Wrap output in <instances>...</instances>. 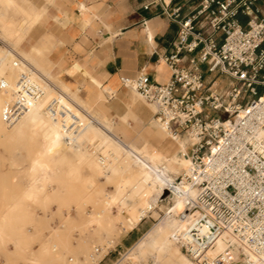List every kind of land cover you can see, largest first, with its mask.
I'll return each instance as SVG.
<instances>
[{
  "label": "built area",
  "instance_id": "built-area-1",
  "mask_svg": "<svg viewBox=\"0 0 264 264\" xmlns=\"http://www.w3.org/2000/svg\"><path fill=\"white\" fill-rule=\"evenodd\" d=\"M153 2L178 25L165 57L171 78L157 83L143 73L122 75L120 81L155 106L156 120L174 139L188 141L191 165L174 183H187L195 196L179 213L183 226L173 238L198 264H264V0H200L188 14L167 0ZM220 74L232 79L227 94L208 78ZM53 88V81L29 63L13 84L2 79L0 90L11 96L3 122L14 125L45 100L44 111L74 142L82 120L50 94ZM115 91L105 94L112 98ZM168 193L173 195L171 188ZM222 236L227 247L211 254ZM235 250L238 262L231 257ZM112 264L138 263L126 253Z\"/></svg>",
  "mask_w": 264,
  "mask_h": 264
},
{
  "label": "rangeland",
  "instance_id": "rangeland-1",
  "mask_svg": "<svg viewBox=\"0 0 264 264\" xmlns=\"http://www.w3.org/2000/svg\"><path fill=\"white\" fill-rule=\"evenodd\" d=\"M17 1L22 9L29 12L36 7L26 0ZM22 14L24 12H18L15 18H22ZM34 24L35 22L30 23L26 32L19 33L14 32L18 27L17 24L0 22L1 80L4 79L9 84H13L21 72L19 67L14 66V61L18 59L20 62H26L25 60L29 59L30 55L25 51L30 48L27 34ZM27 62L31 63L29 60ZM32 65L47 74L43 65ZM48 77L57 85L54 77L49 75ZM208 78L213 80L215 87L225 94L228 93L232 82L228 75L220 74L217 77L208 75ZM104 89L100 93L101 101L79 106L87 107L92 114L98 113L104 100H107ZM51 91L55 93V90L51 89ZM138 96H141L145 104L155 111L153 105L141 94ZM0 97L7 102L11 96L8 92L0 90ZM45 103L41 101L30 107L28 112L12 126L3 122L2 111L0 112V196L4 192H11L14 195L7 204L0 202V221L7 207L16 199H20L28 184L27 171L32 158L37 155L40 148L41 131L47 119V113L44 111ZM107 116L114 124L107 137L110 138L109 135L115 134L125 143L132 141L140 133L145 134L146 131L147 134L149 131L150 142L154 143L158 138L153 136V131L156 130L161 134L165 130L158 125L160 123L155 117L145 129L132 118L129 119L128 125V122L110 113ZM100 117L102 119L103 115L101 114ZM80 118L85 125L89 117L81 115ZM86 130L79 131L80 135L84 133L82 136L77 135L75 141H72L73 144L77 143V148L67 151L68 162L70 161L76 170V178L67 184V180L60 177V173L68 168L67 162L59 161L57 170L54 172V175L59 177L57 190L48 192L33 208H23L25 211H19L7 219L12 230L11 235L20 238L22 245L21 248L14 249L8 245L9 242L1 240L0 264H71V258L77 260L79 264H112L126 253L138 264H163L156 262L150 256L132 255L130 248L156 223L162 221L163 224L172 228L177 222L180 210L174 211L176 197L173 198V195L168 193L169 187H166L168 184H161V190L155 193L152 200L157 215H154L153 211L149 212L138 224V228L134 227V231L132 230L133 232H130L126 238L124 237L128 232H124L120 225L112 231L99 233L88 224L91 213L103 210L106 196L114 190V185L104 182L91 165V160L98 161L100 156L107 154L105 152L107 148L102 149L103 152L98 149V140L92 143V134L86 136ZM181 174L182 171L177 175ZM67 214H71L73 220L66 221ZM173 245L177 246L174 242ZM135 250L138 254V249ZM181 251L187 255L184 250ZM230 253L233 262H238L240 259L238 251Z\"/></svg>",
  "mask_w": 264,
  "mask_h": 264
},
{
  "label": "crops",
  "instance_id": "crops-1",
  "mask_svg": "<svg viewBox=\"0 0 264 264\" xmlns=\"http://www.w3.org/2000/svg\"><path fill=\"white\" fill-rule=\"evenodd\" d=\"M26 1L36 6L28 13H41L39 23L27 34L30 48L25 51L31 59H26V63L29 60L43 65L47 74L56 79L55 88L63 89L59 93H65L73 101L78 96L92 104L101 101L103 88L115 89V96L106 98L96 114L79 106V113L91 118L95 128L110 134L114 124L108 113L123 118L128 125L132 118L143 128L149 127L155 117L153 109L139 99L133 89L122 86L120 76L136 77L144 73L157 83L170 80L172 72L165 57L172 50L178 25L163 12L161 5L154 0ZM199 1L167 0L172 6H182L183 14L192 11ZM148 3L152 4L147 8ZM87 127L85 122L82 131ZM148 134L146 131L141 135L148 139ZM63 156L68 157V154ZM63 156L54 154L57 160H62ZM30 166L28 184L22 193L30 187ZM57 167L44 166L42 170L58 185L59 177L54 175ZM12 197L11 192H4L0 202L7 204ZM132 230L134 228L124 238Z\"/></svg>",
  "mask_w": 264,
  "mask_h": 264
},
{
  "label": "bare ground",
  "instance_id": "bare-ground-1",
  "mask_svg": "<svg viewBox=\"0 0 264 264\" xmlns=\"http://www.w3.org/2000/svg\"><path fill=\"white\" fill-rule=\"evenodd\" d=\"M18 12H24L22 14L23 17L20 19L15 18ZM40 15L39 11L33 14L28 13L22 9V6L16 0H0V22L17 24L18 27L14 32H26L30 23L39 21ZM25 56L28 57V55ZM29 59H31L30 56ZM26 65V62L21 61L19 69L21 71L24 70ZM65 89L67 90V88ZM108 89L105 88L104 93ZM53 90H55V93L50 91L51 95L57 94L64 104L81 116L79 105H85L87 102L78 96H75L74 101L69 99L64 95L65 93H59L63 89L58 91L53 88ZM133 90L138 94V91ZM138 98L143 100L141 96H138ZM5 103L6 100L0 97V112ZM153 107L155 108L154 105ZM122 121L125 122L123 118ZM86 123L88 126L87 130L85 129L86 136L92 134V143L98 140V149L104 150L107 148L105 151L107 154L100 156L98 161L91 160V165L98 175L103 178L104 182L113 183L114 185V190L106 196L103 210L91 213L88 218V224L99 233L112 231L119 225L124 232H129L149 212L153 211L154 215H157L152 200L155 197V193L161 190V184H168L166 187L171 188L173 198L176 197L174 211L176 209L180 210L177 222L173 224L172 228L163 224L162 221L156 223L139 241L131 246L130 254L150 256L156 262H162L163 264H196L197 262L195 263L181 251V248L173 238L174 232L183 226L179 213L184 210L187 199L195 196V190L187 183H174L178 176L177 174L181 171L183 174L191 165V159L186 155L187 141L174 139L162 124H158L164 127L165 130L161 134L156 130L153 131V136L158 138L157 142H150L149 138L147 139L138 134L132 141L125 143L115 134L109 135V138L107 137L109 133L101 130L96 131L91 118H88ZM82 134L80 135V132L77 133L78 136H82ZM40 138V148L37 155L34 156L29 169L30 187L25 190L20 199H16L7 207L3 213L2 221H0V241L9 242L8 245L14 249L21 248L22 243L20 238L11 235L12 230L7 219L22 211L23 208H33L46 196L48 191L57 190L56 180L49 178V175L42 170V167L58 165L61 160L55 159L54 154L61 153L62 156L66 155L67 151L77 146L76 143L73 144L72 141L67 139L61 122L53 119L48 114ZM49 158L52 160L49 161ZM62 160L67 162L65 163L68 168L60 173V177L65 178L67 184H70L76 178V170L73 168L72 163L68 162L67 156H63ZM173 183L175 187L172 188L170 184ZM65 220L71 221L73 216L67 214ZM173 242L180 249L174 246ZM226 247L227 243L222 236L217 239L216 248L211 251V254L214 255L219 251H223ZM135 249H138V254L135 253ZM73 261L79 264L77 260L73 259Z\"/></svg>",
  "mask_w": 264,
  "mask_h": 264
}]
</instances>
